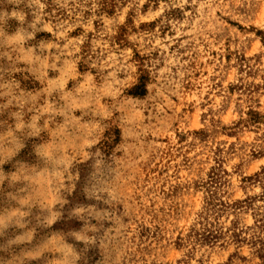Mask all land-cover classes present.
I'll use <instances>...</instances> for the list:
<instances>
[{
	"label": "rangeland",
	"instance_id": "1",
	"mask_svg": "<svg viewBox=\"0 0 264 264\" xmlns=\"http://www.w3.org/2000/svg\"><path fill=\"white\" fill-rule=\"evenodd\" d=\"M0 264H264V0H0Z\"/></svg>",
	"mask_w": 264,
	"mask_h": 264
}]
</instances>
